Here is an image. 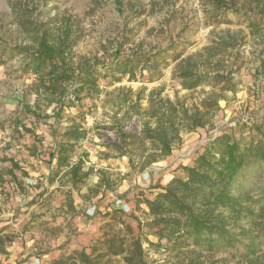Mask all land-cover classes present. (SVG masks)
<instances>
[{
  "label": "trees",
  "instance_id": "obj_1",
  "mask_svg": "<svg viewBox=\"0 0 264 264\" xmlns=\"http://www.w3.org/2000/svg\"><path fill=\"white\" fill-rule=\"evenodd\" d=\"M221 1L212 0L214 9L224 7ZM255 7L256 13L264 16V0L257 1ZM28 10L21 8L18 20L31 37L32 46H13L7 50L12 56L22 57L20 72L38 80V86L48 97V106L51 105L49 112L39 116L29 105L20 104L21 110L35 120L42 117L52 121L44 129L37 127L38 123L32 127L18 119L12 124L15 134L29 138L32 147L27 151L32 152L31 156H40L39 160L48 169L42 175L46 183L67 186V206L73 215L79 214L72 205L73 195H78L82 188L87 190L86 196L106 198L110 204L131 203L132 198L128 196L136 191L138 195L145 192L151 195L137 201L149 220L141 222L120 208L111 210V217L123 224L126 232L105 235L88 251L73 249L52 257L47 264H158L159 259L165 264H205L207 260L228 264L264 254V176L252 184L241 180L247 169H254L256 173L264 169V134L253 119L245 118L238 126L250 136L259 135L260 139L254 143L250 140L241 145L235 132L218 130L188 164L177 162L173 170H180L183 177L173 176L163 184L134 183L124 191L117 190L118 184L130 173L135 174L137 181L140 173L170 156L181 141V131L191 132L211 125L218 109L214 92L213 98L210 96L193 107L160 97L158 92L148 96L147 107L140 105L142 90L136 92L133 100L124 96L117 102L111 123L106 125L110 133L103 134L102 141L94 145L97 164L106 163V167H86L88 153L85 151L75 156V148L90 132L89 119L95 108L92 102L103 91L100 81L104 84L121 78L153 81L162 69L175 63L177 69L173 74L182 88L190 90L202 84L213 87L220 83L229 86L233 71L231 68L225 71L222 59L215 58L234 45L233 40H221L185 57H182L184 44L174 41L165 49L142 57H118L101 66L98 61L75 64L72 50L76 40L71 36L70 26L54 32L52 27L30 21ZM245 16L250 28L263 31L256 69L263 75L264 22L262 26L254 21V15ZM5 50L0 52L1 56L6 54ZM12 154L5 159L10 163L8 175L12 180L17 178L16 172L28 176V171L14 159L15 153ZM120 163L125 172L119 171L116 174L119 178L114 180L109 167L119 168ZM91 175L97 180L89 185ZM58 189L59 186L54 190ZM47 193L50 192L45 189L37 195ZM123 216L134 219L135 227L126 223ZM5 243L0 229V253H5Z\"/></svg>",
  "mask_w": 264,
  "mask_h": 264
},
{
  "label": "rangeland",
  "instance_id": "obj_2",
  "mask_svg": "<svg viewBox=\"0 0 264 264\" xmlns=\"http://www.w3.org/2000/svg\"><path fill=\"white\" fill-rule=\"evenodd\" d=\"M257 1L260 0H222L224 7L216 10L212 0H0V52L6 48V54L0 55V229L6 239L0 264H47L52 257L73 249L88 251L105 235L126 232L124 225L111 217V210L120 208L126 215L132 213L145 222L149 217L142 212V205L137 201L140 197H151L149 192L138 195L136 191L128 196L132 198L131 203L110 204L106 198L98 200L96 196H86L87 190L82 188L78 195H73L72 205L79 213L73 215L67 206V186L47 185L42 176L47 169L39 160L40 156L32 157V152L27 151L32 147L29 138L13 131L12 123L16 119L22 124L30 123L32 127L35 123L45 125L49 121L42 117L35 120L21 110L20 104L29 105L38 116L49 112L51 106H48V97L38 86V80L31 74L20 72L22 57L8 54L9 47L32 46L31 37L18 20L20 9H30L27 16L30 21L52 27L54 32L65 25L70 26L71 36L76 40L72 50L75 64L98 61L101 66L118 57H142L165 49L174 41L184 44L182 57H185L221 40H233L234 45L215 58L222 59L225 71L230 68L233 71L229 86L220 83L213 87L202 84L190 90L182 88L180 80L173 74L177 69L175 63L162 69L161 75L153 81L121 78L110 84L99 82L103 91L92 102L95 108L89 119L90 132L75 148L76 157L84 151L88 153L86 167H106L97 164L94 145L102 141L103 134L110 133L106 125L111 123L117 102L124 96L133 100L136 92L142 90L140 105L147 107L148 96L158 92L160 97L179 100L185 106L193 107L210 96L213 98L211 94L214 92L218 109L211 125L180 132L181 141L171 154L170 168L173 169L177 162L188 164L218 130L235 132L241 145L260 139L259 135L250 136L240 131L238 123L245 118L253 119L264 134V74L256 71L263 31L258 28L255 32L257 27L250 28L245 16L250 13L256 17L254 21L263 24L264 16L256 13ZM116 115L119 117L121 113ZM96 125L100 127L96 129ZM40 148L44 150L42 146ZM12 153H15L14 159L19 165L28 171V176L16 172L17 178L12 180L8 175L10 163L5 159ZM168 168L166 163L159 161L149 167L156 176L154 183L159 182L165 170L183 177L180 170L169 171ZM119 171L122 168L113 169L111 178L117 180ZM146 175L147 172H143L137 177L142 186ZM93 176L89 185L94 183ZM261 176H264V169L260 173L247 169L241 180L252 184ZM134 183L135 174L130 173L121 189ZM57 186L60 189L54 190ZM45 189L50 193L37 195ZM123 219L135 227L134 219L127 216ZM157 263L165 264L160 259ZM205 264L222 263L207 260ZM228 264H264V254Z\"/></svg>",
  "mask_w": 264,
  "mask_h": 264
},
{
  "label": "crops",
  "instance_id": "obj_3",
  "mask_svg": "<svg viewBox=\"0 0 264 264\" xmlns=\"http://www.w3.org/2000/svg\"><path fill=\"white\" fill-rule=\"evenodd\" d=\"M51 119H49V121H48V123H51ZM37 127H40V129H44L46 126H44L43 124H41V123H38L37 124ZM46 130V129H45ZM44 130V131H45ZM37 133H40V131L38 130L37 131ZM45 136H46V141H48L49 140V137H48V135H47V133H46V131H45ZM81 144V142L78 144V145H80ZM166 159V160H165ZM159 162H164V163H166V165L169 167L168 168V170L169 171H172L173 169L172 168H170V165H172V159H171V155L170 156H168V157H166V158H164V160L163 161H159ZM157 163V162H156ZM102 164H105V165H107L106 163H102ZM155 164V163H154ZM120 166H119V168H117L115 165H111V167H109V170L110 171H112L113 169H116V170H121V168H122V171H120L121 173H123V172H125V168L123 167V164L122 163H120L119 164ZM45 166V165H44ZM115 166V167H114ZM46 167V166H45ZM47 169V168H46ZM166 172H163L162 173V178L159 180V183L160 184H163L166 180H169V179H171L174 175H172V172L169 174V173H167V170H165ZM145 172H147V175L144 177V182H145V184L143 185V186H146V185H149L150 183H154V179H155V177L156 176H154V173L152 174V172H150L149 171V169H148V171H145ZM48 173V169H47V171H46V173L44 174V175H46ZM43 174V173H42ZM93 177H95V179H92L93 180V182L95 183L96 182V180H97V177L94 175ZM95 180V181H94ZM125 180H123L122 182H124ZM136 181V180H135ZM138 182H139V180H137ZM136 181V183H138ZM54 184H58V182H54V183H52V184H50V185H54ZM121 184L122 183H120L119 185H118V191H124V190H126L128 187H127V185H124V187H123V189H121ZM47 185H49V184H47ZM130 186V185H129ZM55 188V187H54Z\"/></svg>",
  "mask_w": 264,
  "mask_h": 264
},
{
  "label": "built area",
  "instance_id": "obj_4",
  "mask_svg": "<svg viewBox=\"0 0 264 264\" xmlns=\"http://www.w3.org/2000/svg\"><path fill=\"white\" fill-rule=\"evenodd\" d=\"M232 124H234V122H232ZM119 201H117V203H118Z\"/></svg>",
  "mask_w": 264,
  "mask_h": 264
}]
</instances>
